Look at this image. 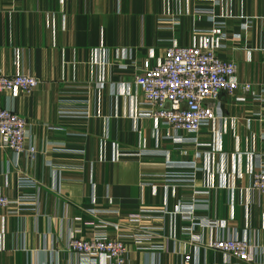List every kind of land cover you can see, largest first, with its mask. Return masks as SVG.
Returning <instances> with one entry per match:
<instances>
[{
    "label": "crops",
    "instance_id": "obj_1",
    "mask_svg": "<svg viewBox=\"0 0 264 264\" xmlns=\"http://www.w3.org/2000/svg\"><path fill=\"white\" fill-rule=\"evenodd\" d=\"M217 40L251 91L222 93L196 134L145 116L134 85L170 46ZM0 92L26 122L25 152L0 148V264H111L68 251L72 237L120 238L125 264H264V0H0ZM187 214H190L188 217ZM153 230L150 238L129 224ZM140 237V236H139ZM247 239L251 262L206 246Z\"/></svg>",
    "mask_w": 264,
    "mask_h": 264
},
{
    "label": "built area",
    "instance_id": "obj_2",
    "mask_svg": "<svg viewBox=\"0 0 264 264\" xmlns=\"http://www.w3.org/2000/svg\"><path fill=\"white\" fill-rule=\"evenodd\" d=\"M218 44L214 38H205L191 47L170 46L162 59L154 66L145 62L133 78L134 85L143 96L148 111L145 116L155 122H162L172 132L196 134L215 119V107L219 96L224 93L232 96L240 91H251L249 84L236 80V66L218 58ZM38 86V81L26 75H0V92L30 93ZM0 148L11 151L16 156L25 152L33 154L26 147V122L16 113L0 109ZM251 189L264 193V170L252 175ZM19 204L5 196H0V212L16 208ZM188 217L190 214H187ZM140 217L129 219L138 231L140 238H150L153 230L147 226H137ZM208 249L218 251L240 262L250 263L252 247L248 240L238 238H219L211 241ZM67 249L74 254L94 259L102 257L111 264H125L129 251L120 238L92 236L90 238L72 237ZM191 260L185 257V264Z\"/></svg>",
    "mask_w": 264,
    "mask_h": 264
}]
</instances>
